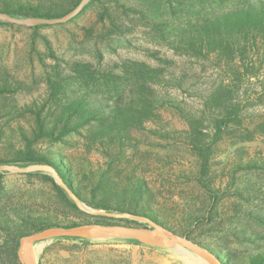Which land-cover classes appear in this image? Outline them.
<instances>
[{"label":"trees","instance_id":"1","mask_svg":"<svg viewBox=\"0 0 264 264\" xmlns=\"http://www.w3.org/2000/svg\"><path fill=\"white\" fill-rule=\"evenodd\" d=\"M81 1L0 0V14L18 19L61 18ZM94 5L100 8L99 18L105 28L97 34L99 37L104 33L126 36L137 29L149 30L154 33V39L176 55L208 70L213 80L205 84L204 94H193L192 91L197 93L198 85L190 80L193 75L175 70L174 60L148 48L157 61L154 64L124 59L116 70H99L89 63L83 67L80 62L71 67L67 64L79 77L90 76L98 87V91L91 93L83 89L77 77L66 72L60 57L52 50L51 56L57 65L48 78L51 98L26 106L24 111L31 115L28 125L12 123L17 120L18 112L8 95L14 94L16 87L8 80H0V119H3L0 164L52 167L75 195L94 210L148 218L210 249L224 264H264V214L252 215L262 228L255 236L258 241L255 251L238 253L220 240L208 242L200 237L205 223L222 215L220 201L222 195L231 191L236 172L264 170V160L239 162L224 187L215 170L219 145L232 131L242 130L250 138L264 134V0H242L228 5L223 0H142L141 4L90 0L79 15L67 23L74 22ZM4 24L13 25L0 19V26ZM50 26L53 25L31 28L36 36L40 28ZM98 56L102 57L101 52ZM173 89L200 97L197 106L173 93ZM163 108L177 110L186 128L165 127L160 112ZM255 112L259 113L261 121L249 117ZM72 133L84 136L87 145L96 148L99 156L92 158L90 154L68 151L67 147L77 144L68 138ZM154 137L185 144L192 150L196 164L181 174L200 186L204 195L202 204L188 206L181 214L176 208L163 204L161 187L149 179L150 171H157L158 167L150 170L149 166L148 172L138 155L143 145L154 143L151 140ZM27 175L41 176L51 183L58 197L71 211H76L78 217L74 220L64 215L60 220L31 211H21L14 216L0 214L3 233L0 251L6 253L0 255L12 264H23L21 239L31 233L55 226L110 225L99 221L108 217L81 211L50 174ZM234 189L236 194H242ZM2 190L0 186V194ZM261 193L264 195V190ZM118 220L127 225L147 226L137 220ZM233 235H241L245 241L250 237L239 230ZM82 241L85 246L93 244L88 239Z\"/></svg>","mask_w":264,"mask_h":264},{"label":"rangeland","instance_id":"2","mask_svg":"<svg viewBox=\"0 0 264 264\" xmlns=\"http://www.w3.org/2000/svg\"><path fill=\"white\" fill-rule=\"evenodd\" d=\"M122 1L138 4L142 2V0ZM223 1L228 5L242 0ZM99 10V6L94 5L74 22L40 28L36 36L32 26L16 23L0 26V80H8L16 87L15 93L8 95L10 101L16 104L18 112L17 120L12 123L21 122L28 125L31 115L24 111L26 106L35 102L42 103L51 98L48 78L57 65V61L51 56L52 50L60 57L66 72L72 77H77L80 84L83 83V89L91 93L98 91V87L93 84L89 75L79 77V73L71 71L70 67L75 62H80L81 67L89 63L99 70H116L117 64L124 59H138L154 64L157 61L150 53L156 50L160 55L175 61V70H184L193 75L190 80L198 84L197 93L192 91L193 94L202 92L204 94L205 84L213 80L208 70L207 72L201 66L196 67L192 60L176 55L154 39V33L146 29H137L126 36L116 34L106 36L104 33L99 37L97 34L104 32L105 29L99 18ZM148 48L153 51L149 53ZM98 52H101V58ZM67 64H70V67ZM172 91L185 98L190 105L197 106L200 100V97L186 95L177 89ZM160 112L165 127L186 128L177 110L163 108ZM249 117L254 118L256 122L262 120L259 119L260 115L257 112L250 113ZM2 121L3 119H0V126ZM80 131L84 132V129ZM68 138L77 142L75 147H67L68 151L82 155L90 154L92 158L99 156L100 153L96 148L91 149L87 145L84 136L72 133ZM151 140H154L152 141L154 143L143 145L138 155L147 171L149 166L150 170L153 166L158 167L157 171H150L148 177L161 187L163 204L167 208H176L179 214L185 208L188 209V206L202 204L204 195L200 186L194 180L185 179L181 174L182 171L191 169L196 164L192 150L185 144L158 137ZM219 146L215 170L220 177L222 187L230 182V173L239 162L264 160V134L250 138L242 130H234ZM2 173L0 214L10 213L14 216L21 211H31L37 214H50L60 220H63L64 215L69 216L70 219H77V212L71 211L62 202L52 184L43 177L29 176L28 173ZM234 187L242 194H236ZM263 190L264 170H238L231 191L222 195L220 201L222 215L205 223L200 237L208 242L220 240L238 253L257 250L258 241H255V236L262 231V228L252 215L264 214V195H261ZM99 221L127 225L126 222L118 219L108 218ZM237 230L246 233L250 236L249 239L245 241L240 238L241 235L234 236L233 232ZM57 238L32 245L39 264H207L194 253L177 246H153L126 236H106L101 239L71 237L78 239L59 240ZM83 239H88L93 244L85 246ZM137 240L141 243L136 242ZM2 242L3 233L0 230V243ZM0 254L6 253L0 251ZM0 264L12 263L4 255H0Z\"/></svg>","mask_w":264,"mask_h":264},{"label":"water","instance_id":"3","mask_svg":"<svg viewBox=\"0 0 264 264\" xmlns=\"http://www.w3.org/2000/svg\"><path fill=\"white\" fill-rule=\"evenodd\" d=\"M89 1L90 0H82L77 8L61 18L18 19L6 14H0V19L26 26L64 24L78 16ZM2 172L19 174L33 172L48 173L53 176L55 182L67 192L80 210L93 216H105L114 219H132L150 225L146 227H137L119 223L110 225L88 223L71 228L64 226L50 227L40 232L31 233L21 239L20 257L24 264H39L32 248L34 243L49 240L54 237H92L95 239H101L106 236H126L136 238L145 244L160 247L177 246L187 252L194 253L207 264H224L210 249L205 248L188 238L149 220L148 218L130 213L106 212L90 208L84 204L77 195H75L52 167L37 164L25 167L15 164H0V173Z\"/></svg>","mask_w":264,"mask_h":264}]
</instances>
